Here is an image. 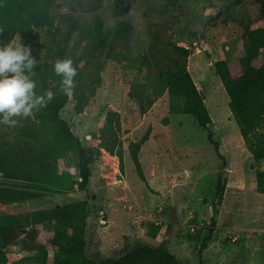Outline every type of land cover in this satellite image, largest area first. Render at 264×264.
Here are the masks:
<instances>
[{
  "label": "rangeland",
  "instance_id": "obj_1",
  "mask_svg": "<svg viewBox=\"0 0 264 264\" xmlns=\"http://www.w3.org/2000/svg\"><path fill=\"white\" fill-rule=\"evenodd\" d=\"M0 9H6L5 0H0ZM52 11L59 31L56 27L44 28L34 37L13 39L29 46L40 63L52 60L51 40L55 34L59 36L66 31L69 15L84 24L101 16L106 27L113 28L120 20L133 26L131 38L121 45L129 58L122 61L108 58L106 49L98 54L94 66L102 67V83L96 95L81 114H75L72 101L61 113L88 146L98 144L96 136L106 112L117 111L124 131V170H120L117 155L102 151L91 167L92 179L83 192L78 186L81 180L78 159L70 153L60 160L58 170L75 180V191H37V197L0 204V214L30 213L86 199L88 253L93 257L117 256L136 242L158 244L167 240L171 251L186 264H264V194L256 190L257 165L243 141L228 104V94L215 71L218 60L233 62L244 55V25L257 15L259 3L180 0L177 6H167L165 0H129L124 8L118 9L113 0H56ZM76 39L70 46L79 52L82 45L76 46ZM173 45L185 46L190 51L188 69L212 116L209 129L200 127L192 116L183 113L181 97L165 92L142 114L137 102L128 95L134 82L146 81L148 65L151 64L149 70H156L154 55L162 59ZM71 52L68 51L69 58ZM22 119L14 127L0 124V139L12 138ZM149 126L150 137L140 151L146 177L143 180L128 143L139 140ZM209 130L220 142V151L228 161L224 170L226 189L213 227L209 225L210 211L223 159L208 139ZM261 164L264 169V160ZM6 183L0 174V184ZM172 214L175 221H171ZM153 224L161 226L159 240L150 236ZM212 228V238L200 256L201 242ZM57 253L56 248L49 251L50 255ZM0 261L42 264V257L39 251H23L11 245L0 251Z\"/></svg>",
  "mask_w": 264,
  "mask_h": 264
},
{
  "label": "trees",
  "instance_id": "obj_2",
  "mask_svg": "<svg viewBox=\"0 0 264 264\" xmlns=\"http://www.w3.org/2000/svg\"><path fill=\"white\" fill-rule=\"evenodd\" d=\"M6 9H0V45L11 42L16 36L34 37L41 29L51 30L55 26L53 6L56 0H5ZM167 6H177L180 0H165ZM259 3L257 15L245 23L244 55L230 62L218 60L215 71L229 97V107L235 118L243 141L255 161L256 190L264 194V0ZM129 0H113L116 8H124ZM66 31L54 35L51 43L54 54L50 62L45 60L34 69V79L38 83L37 92L47 89L56 92V98L47 108L34 112L15 128L10 139H0V174L7 182L0 184V204L10 205L37 197V191L58 193L76 190V182L69 174L59 172L60 160L74 153L78 159L80 181L79 189L87 191L92 179V165L106 150L117 155L123 166V134L119 113L108 110L102 120L97 145H84L67 119L62 116L63 109L72 101L75 114H81L96 95L102 83L101 66H94L98 54L107 50V57L122 61L129 58L121 45L131 38L133 26L129 21L120 20L113 27H106L101 16L90 23H81L73 15L67 17ZM81 46L79 52L73 51L71 41ZM78 69L76 87L71 96L62 94L60 77L53 71L57 59L69 58ZM263 54V58L261 55ZM190 51L185 46L173 45L165 57L156 59V70L147 68L146 81L134 82L128 95L135 100L142 114L146 113L156 99L168 92L174 97L184 99L182 111L192 116L202 128L209 129L212 116L208 110L202 91L195 83L188 69ZM147 67V66H146ZM95 70V72H94ZM151 126L136 141L130 140L128 149L139 176L145 180L140 151L149 139ZM208 139L214 144L223 159L219 172L213 207L210 211L209 225H216L224 192L226 178L224 170L228 165L220 151V142L214 139L212 130ZM89 201L76 199L63 205L39 209L30 213L0 214V251L11 245L23 251H39L42 264H186L175 255L167 240L158 244L141 241L131 247L123 248L117 256L107 258L93 257L88 253L87 221ZM169 226V225H167ZM161 226L153 224L150 236L159 240ZM214 229H210L200 245V256L211 240ZM167 237V235H165ZM167 239V238H166ZM58 249L50 255V249ZM0 264H3L0 261Z\"/></svg>",
  "mask_w": 264,
  "mask_h": 264
},
{
  "label": "clouds",
  "instance_id": "obj_3",
  "mask_svg": "<svg viewBox=\"0 0 264 264\" xmlns=\"http://www.w3.org/2000/svg\"><path fill=\"white\" fill-rule=\"evenodd\" d=\"M2 32V30H0ZM40 64L29 46L20 39L0 45V124L14 127L19 118L28 119L48 107L57 93L37 92L35 68ZM53 71L60 77L59 91L71 96L76 87L78 69L71 58L57 59Z\"/></svg>",
  "mask_w": 264,
  "mask_h": 264
},
{
  "label": "water",
  "instance_id": "obj_4",
  "mask_svg": "<svg viewBox=\"0 0 264 264\" xmlns=\"http://www.w3.org/2000/svg\"><path fill=\"white\" fill-rule=\"evenodd\" d=\"M175 221L176 220V217H175V214H172V216H171V221Z\"/></svg>",
  "mask_w": 264,
  "mask_h": 264
},
{
  "label": "built area",
  "instance_id": "obj_5",
  "mask_svg": "<svg viewBox=\"0 0 264 264\" xmlns=\"http://www.w3.org/2000/svg\"><path fill=\"white\" fill-rule=\"evenodd\" d=\"M188 48H190V46L188 47ZM105 154H109L110 156H112L110 153H108L106 150H102Z\"/></svg>",
  "mask_w": 264,
  "mask_h": 264
}]
</instances>
